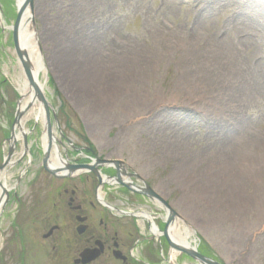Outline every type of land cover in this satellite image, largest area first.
<instances>
[{
    "label": "rangeland",
    "instance_id": "374dc122",
    "mask_svg": "<svg viewBox=\"0 0 264 264\" xmlns=\"http://www.w3.org/2000/svg\"><path fill=\"white\" fill-rule=\"evenodd\" d=\"M15 1L0 0V162L21 101ZM262 3L33 0L29 10L38 80L60 127L53 121V134L66 139L63 158H74L71 145H91L97 156L126 162L181 213V229L225 264H264V21L253 12ZM34 120L27 115L23 127L31 155L9 169L6 188L29 159L25 181L41 165L43 121L33 130ZM257 140L263 149L243 175L224 170L223 162L235 166L233 145ZM17 143L13 160L22 153ZM147 210L163 215L157 205Z\"/></svg>",
    "mask_w": 264,
    "mask_h": 264
},
{
    "label": "flooded vegetation",
    "instance_id": "af4514ba",
    "mask_svg": "<svg viewBox=\"0 0 264 264\" xmlns=\"http://www.w3.org/2000/svg\"><path fill=\"white\" fill-rule=\"evenodd\" d=\"M76 149H81L79 158L72 164H90L95 157L85 145ZM42 161L43 157L25 181L32 172L29 160L26 174L15 187L16 178L0 215V221H6L0 264L192 263L170 248L165 211L161 209V216L147 210L158 206L156 202L133 189L107 183L118 176L114 166L52 175ZM121 172L133 173L124 167ZM128 179L133 186L140 184L135 176ZM99 191L104 194L102 200ZM137 211L147 217L136 215ZM199 253L209 257L203 248Z\"/></svg>",
    "mask_w": 264,
    "mask_h": 264
},
{
    "label": "bare ground",
    "instance_id": "6f19581e",
    "mask_svg": "<svg viewBox=\"0 0 264 264\" xmlns=\"http://www.w3.org/2000/svg\"><path fill=\"white\" fill-rule=\"evenodd\" d=\"M24 0H16L15 2L17 3V7H20L23 4ZM253 12H255V16L258 20L260 21H264V0L263 3L260 4V8L259 9H254ZM31 20V16H30V12L29 9H27L25 11V14L23 15V18L21 19V40H25L26 46L25 50L27 51L26 53H28L31 63L33 65V70H34V76L35 78H37V82L39 83L38 80V72L40 71L41 68H43V64L41 63V58L39 57V54L37 52V47L35 44V39L33 37L32 32L30 31V21ZM227 52L228 49L224 48L222 46H217V52ZM33 52L35 53L36 57L33 56ZM96 68H99V62L97 63V61H94L92 63L89 64V69L91 70V74L92 75H97L99 72L96 70ZM81 70V68L79 69V71ZM39 86L42 90V92L44 93V86L43 84L39 83ZM17 89L19 92V95L22 97V101L20 102V110H22L27 104V102L32 98V96H34L33 93L34 89L30 86V84H28V82L26 81V79L24 77H21L18 82H17ZM37 110V111H36ZM36 110H33L31 114H29V116H33L37 119H43L44 115L42 114V106L40 105ZM24 127V124L22 122V128ZM17 138H19L17 136ZM41 145L42 148L44 150H46V148L48 147L47 144L48 143V137L46 133L42 134L41 137ZM52 144V153L50 155V165L52 167H56V166H61L63 164L60 156V151L58 149V147L56 146V137L53 135V142ZM262 142L260 140H257V142L255 141L253 144H244V145H240V146H235V160H234V168H230L229 166L231 165L228 162H223V167H225L224 170H231L234 174H244V169L246 166H248V164H251L252 159L254 158H259V155L261 154L262 151ZM260 153V154H259ZM259 154V155H258ZM218 167V166H217ZM236 174V175H237ZM5 177V173H2L0 175V179H4ZM6 185V184H5ZM7 187V186H6ZM0 194H1V189H0ZM141 216L147 217L145 214H142ZM170 238L176 242L177 244H180L184 247H190L191 243L188 240L189 236H191V233L186 232V235L183 237L180 235L178 228H173L171 230V232L169 233Z\"/></svg>",
    "mask_w": 264,
    "mask_h": 264
},
{
    "label": "water",
    "instance_id": "95a60500",
    "mask_svg": "<svg viewBox=\"0 0 264 264\" xmlns=\"http://www.w3.org/2000/svg\"><path fill=\"white\" fill-rule=\"evenodd\" d=\"M33 5V0H24L23 4L17 8V17H16V21L14 22V26L12 27V39H13V44H14V50H15V54L17 56V59L19 61V64L21 65L22 71L24 74L25 79L27 80L28 84H30V86L34 89L35 91V95L29 100L28 104H26L27 106L23 109V110H17L16 115H15V119H14V123L12 125V130H11V137L9 138L8 142L10 144V142H13V145L10 146L9 148V152L7 154L6 159L4 160L3 164L0 167V172L3 171L7 166L10 165V158L13 154L14 151V146L16 143V138H15V127L19 129V131H22L21 126L19 124H21V120L22 118L25 116L24 114H26L27 112H29L35 105L36 101H38V103L40 102V104L42 105L43 109H44V114L46 115V130H47V135H48V142L49 144L46 151L44 152L45 154V158H44V165L46 167V163H47V159L49 158L50 155V151L52 148V126H51V121H50V110H52L51 106L47 103V101L45 100V97L43 96V93L41 92V89L39 88V85L35 79L34 73H33V66L31 64L30 58L28 56V53H26L27 51L25 50V44L24 42L21 40V19L23 18V15L25 14V11L27 9H31ZM33 26L35 28V23L32 20ZM23 136V142L25 146V150H27V136L25 133H22ZM105 163V161H101V160H97V163ZM114 163L118 166V164H121L120 162L114 161ZM84 166H69L67 167L68 170L70 171H74L76 169L79 168H83ZM84 168H88V166H85ZM94 168V167H93ZM46 169L48 171H50L51 173H55L54 170H51L49 168L46 167ZM117 183L128 187L127 184H124L120 178H117ZM0 186L3 190V193L1 195L0 198V209H3L5 203L7 202L8 199V191L3 188V185L0 183ZM144 195L149 196V197H154L156 198V200L158 198L157 195H155L154 193H152L151 191H148V189H146L145 191L142 190L141 191ZM6 197L5 201L3 202V198L2 197ZM170 220H173L175 217V214L171 211L170 212ZM169 220V221H170ZM170 245L181 251L184 252L186 254H188L192 259H194V261H197L201 264H218L215 263L211 260L205 259L202 256L200 257L199 254H197L195 251L192 250H187V249H182L179 248L177 246H175L173 243L170 242Z\"/></svg>",
    "mask_w": 264,
    "mask_h": 264
},
{
    "label": "trees",
    "instance_id": "16d2710c",
    "mask_svg": "<svg viewBox=\"0 0 264 264\" xmlns=\"http://www.w3.org/2000/svg\"><path fill=\"white\" fill-rule=\"evenodd\" d=\"M61 110H62V111L64 110V104L62 105ZM63 112H64V111H63Z\"/></svg>",
    "mask_w": 264,
    "mask_h": 264
}]
</instances>
